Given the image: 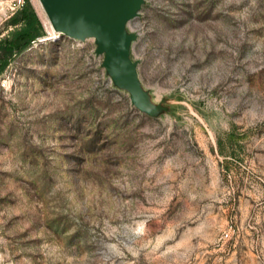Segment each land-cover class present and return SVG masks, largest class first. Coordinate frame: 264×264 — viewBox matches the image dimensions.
Masks as SVG:
<instances>
[{
  "label": "rangeland",
  "instance_id": "obj_1",
  "mask_svg": "<svg viewBox=\"0 0 264 264\" xmlns=\"http://www.w3.org/2000/svg\"><path fill=\"white\" fill-rule=\"evenodd\" d=\"M27 1L49 35L0 0V37ZM128 30L155 117L93 39L0 75V264H264V0H145Z\"/></svg>",
  "mask_w": 264,
  "mask_h": 264
},
{
  "label": "water",
  "instance_id": "obj_2",
  "mask_svg": "<svg viewBox=\"0 0 264 264\" xmlns=\"http://www.w3.org/2000/svg\"><path fill=\"white\" fill-rule=\"evenodd\" d=\"M56 32L74 40L93 39L95 54L113 84L130 95L131 103L151 117L163 105H155L139 77V61L131 57L138 39L128 24L139 17L145 0H40Z\"/></svg>",
  "mask_w": 264,
  "mask_h": 264
},
{
  "label": "trees",
  "instance_id": "obj_3",
  "mask_svg": "<svg viewBox=\"0 0 264 264\" xmlns=\"http://www.w3.org/2000/svg\"><path fill=\"white\" fill-rule=\"evenodd\" d=\"M6 27L7 33L0 37V75L4 73L13 57L47 36L35 8L29 1L9 18Z\"/></svg>",
  "mask_w": 264,
  "mask_h": 264
},
{
  "label": "bare ground",
  "instance_id": "obj_4",
  "mask_svg": "<svg viewBox=\"0 0 264 264\" xmlns=\"http://www.w3.org/2000/svg\"><path fill=\"white\" fill-rule=\"evenodd\" d=\"M38 1H39V5H40V7L42 8V10H43L44 13H45L44 15H46V17H47V19H48V21H47L48 23L46 22L45 24H47L46 26H47V29H48L49 35L46 36L43 40H45V39H53V38H57V37L61 36V34L58 33V32H56L55 29L53 28V26H52V24H51V22H50V20H49V18H48V16H47V14H46L44 8H43V5H42L41 1H40V0H38ZM42 16H43V14H42Z\"/></svg>",
  "mask_w": 264,
  "mask_h": 264
}]
</instances>
